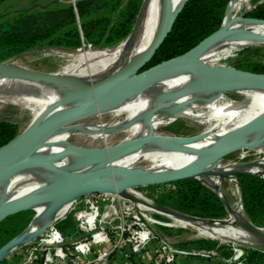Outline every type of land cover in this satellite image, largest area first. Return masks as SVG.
I'll use <instances>...</instances> for the list:
<instances>
[{
  "label": "water",
  "instance_id": "water-1",
  "mask_svg": "<svg viewBox=\"0 0 264 264\" xmlns=\"http://www.w3.org/2000/svg\"><path fill=\"white\" fill-rule=\"evenodd\" d=\"M145 1L140 7L139 15L132 28L128 42L134 33ZM185 0L180 9L176 10L173 0H161V18L157 35L149 45L147 51L139 57L134 58L119 73L108 80L94 84H84L74 78L68 80L61 79L50 72H39L25 67H9L5 62H0V67L19 77H31L50 83H64L72 85L69 100H86L62 110L53 116L42 115L33 120L28 127L19 133L7 144L0 147V182L9 180L19 171H25L37 175L45 181L46 185L31 191L16 199H0V223L10 215L29 211L36 205L46 204L45 216L48 223L33 234L37 238L53 220L57 213L64 206L71 204L77 198L91 193H119L129 200H135L133 195L127 193L128 189L160 184H170L186 179H196L211 191H215L221 198L223 205L230 217H237V224L243 229L252 233L258 239L259 245L264 250V231L262 227L253 225L249 218L244 215L239 216V212L234 210L231 203L222 190L221 186L212 182L210 175L215 171L205 169L213 162H220L224 157L233 152L250 148L253 145L252 136L264 131V113L256 116L253 120L234 128L217 143L203 149L190 148V143L195 137H159L154 134L132 138L131 140L117 143L109 148H93L72 145L69 149L56 154L44 157L34 155L35 150L46 142L54 133L63 126L69 125L83 116L96 113L98 110L108 107L110 104L120 102L135 95L150 86L156 80L181 73L194 72L201 77L204 84L209 87L231 88V87H260L264 88V74L244 71L235 67L206 66L201 60L202 54L215 43L230 41H259L264 43V35L256 34L252 30L233 27L235 23L244 21L247 24L264 25V20L247 16V13L239 15L234 21L226 24L229 14H227L220 26V29L203 39L189 52L169 58L159 64L143 69L152 59L158 48L172 31V27L178 14L183 10ZM233 1V0H232ZM230 4V3H229ZM228 4V5H229ZM164 146L168 150L185 151L198 154L199 158L189 167L183 170H172V172H147L139 168H123L112 166L111 163L123 156L131 154L132 151L140 148L151 150L153 146ZM78 156L81 159L73 169H62L54 164L57 160L70 156ZM256 165H261V161H246L239 163L234 171L227 172L224 177L233 176H259L264 179V175L250 173L247 169ZM264 168V166L262 167ZM202 177L203 179L199 178ZM238 189L240 190L238 181ZM241 191V190H240ZM242 195V191H241ZM155 209L164 215L176 217L186 221H203L214 225L216 222L227 223L228 218L204 219L199 216H191L175 209L154 202ZM243 207V203H242ZM35 217L28 227L20 234L14 236L9 242L0 247V264L11 255L13 251L22 247L27 242V232Z\"/></svg>",
  "mask_w": 264,
  "mask_h": 264
},
{
  "label": "bare ground",
  "instance_id": "bare-ground-1",
  "mask_svg": "<svg viewBox=\"0 0 264 264\" xmlns=\"http://www.w3.org/2000/svg\"><path fill=\"white\" fill-rule=\"evenodd\" d=\"M250 1L251 0H236L233 6H231L233 8L229 11L226 24H229L230 21H234L243 8L249 10ZM184 2L185 0H173L176 10L180 9ZM144 7L140 19L134 28L135 31L133 36L128 42L125 41L114 49L108 50V52L95 54L94 58H89L88 61L84 62L81 61L84 58L85 52H81L78 57L76 56L77 59L73 61V63H76L75 65L73 64L74 66L70 67V65H68L64 71L54 75L65 80L74 78L86 85L94 84L108 80L110 77L119 73L120 70L128 65L134 58L142 56L157 35L162 12L161 0H146ZM233 27L248 31L252 30L256 34L264 35V25H249L244 21H239L235 23ZM260 43L262 42L253 40L215 43L202 54L201 60L203 64L206 65L211 57L224 52L230 47L250 46L251 44ZM90 54L94 55L92 53ZM8 61L9 60H6L5 65L9 67H21L19 61L12 64H9ZM233 90L251 97H256L260 99V101L242 102L231 100L226 93ZM71 91L72 85L70 84L50 83L31 77H19L9 74L0 67V95L12 96L17 102L26 104L35 118L41 117L44 114L50 117L58 114V112L62 110L68 109V107L72 105L86 101L69 100ZM109 112L115 114V117L113 116L115 119L108 125L98 123L95 125L89 124L77 127L67 125L65 126L66 129L59 128L54 135L35 150L34 155L37 157L56 155L69 149V147L73 145L68 143L69 138L78 132H91L101 137H107L116 133H129V136L121 142L141 136H149L151 134L159 136L157 131L158 127L170 125L171 122H174L176 119L192 120L200 126H203V132L196 136H192L195 137V139L187 143V146L197 149L210 147L234 128L264 113V88L209 87L202 82L198 74L194 72L181 73L156 80L141 92L120 102L110 104L108 107H104L93 114L100 116ZM89 115L83 116L80 119L89 117ZM124 115H126V117L120 121L119 118ZM252 140L254 142L250 148L264 153V131L255 133L252 136ZM198 158V154L173 149L168 150L165 149L163 145H155L151 150L140 148L132 151L131 154L113 161L111 165L130 169L139 168L147 172L167 173L172 172V170H183L192 165ZM80 159V157L72 155L57 160L54 164L62 169L70 170L75 167ZM144 162L148 165L141 166ZM238 165L239 163L236 162L223 163L220 161L209 164L205 169L216 172L209 176L212 182L221 185V181L216 178V176H218L219 178L228 180V183L233 185L235 199L231 201V206L234 210L239 211V216H241L245 212L243 211L241 193L237 186V180L233 176L224 177V174L234 171L233 169H236ZM263 166L264 160H261V165H256L247 170L253 174L264 175ZM199 178L203 179L202 177ZM44 185H46L45 181L37 175L31 174L30 172L19 171L9 180L0 182V199L6 197L7 199L13 200L29 194L31 191ZM132 189H128L127 191L132 193ZM133 201L136 202L137 198ZM138 203H140L145 210L157 212L154 207V202L152 203L145 198H140ZM37 206H41L40 214L29 228L26 235L27 242L24 245L34 241L36 238L32 237L33 234L48 223L45 216L47 205L39 204L35 207ZM70 208L71 205L68 204L55 213L53 220L49 222V226H51L53 221L60 218L59 216H65ZM171 218L175 223L188 227L193 231L195 230L202 236L213 239L227 238L233 241L243 239L248 243L257 245L263 250L258 243L257 237L237 224L236 216L230 217L229 215L227 223L221 224V222H216L214 225L197 220L186 221L177 219L176 217Z\"/></svg>",
  "mask_w": 264,
  "mask_h": 264
},
{
  "label": "trees",
  "instance_id": "trees-1",
  "mask_svg": "<svg viewBox=\"0 0 264 264\" xmlns=\"http://www.w3.org/2000/svg\"><path fill=\"white\" fill-rule=\"evenodd\" d=\"M4 1L0 0V5ZM229 1L188 0L178 14L172 31L143 69L189 52L220 29ZM252 1L256 7L247 16L264 20V0ZM234 2L235 0L230 3V9ZM142 3L143 0H79L74 9L72 4L59 6L53 1L44 7L36 6L0 16V62H6L26 50L46 45L74 50L80 49L84 43L92 47H106L107 50L113 48L126 41L131 34ZM79 26L82 32L79 31ZM244 50L250 55L242 59L238 69L264 74L262 58H253L261 54V50L264 51V46ZM19 133L21 132L17 123L8 119L0 120V147ZM237 181L242 191L243 211L253 225L264 228V179L259 176L239 175ZM174 184L178 189L160 195L157 198L158 203L204 219L229 217L218 194L198 180L186 179ZM222 190L231 203L229 194L223 188ZM32 214L31 209L18 212L0 223V247L28 227L33 218ZM58 227L65 235L72 234L75 229L72 216L59 223ZM180 246L191 250L216 249L225 258L233 255L229 248L221 247L213 240L198 239ZM246 252L247 264H264V250L247 249ZM114 257L115 255L110 264H113Z\"/></svg>",
  "mask_w": 264,
  "mask_h": 264
},
{
  "label": "rangeland",
  "instance_id": "rangeland-1",
  "mask_svg": "<svg viewBox=\"0 0 264 264\" xmlns=\"http://www.w3.org/2000/svg\"><path fill=\"white\" fill-rule=\"evenodd\" d=\"M53 1L54 3H57L59 6H66V4H71L73 2L76 3L79 0H63V1L62 0H5L4 3L0 5V16L4 17L7 14L15 13L16 11L25 10L29 8H35L36 6L44 7L47 3L53 2ZM250 4L251 6L254 5L253 1ZM232 8L230 9V11L232 10ZM249 10L247 11L246 8H243L240 11V13H238V16L243 13H249L251 11ZM79 31H81L80 26H79ZM120 44H118L117 46H119ZM254 46L255 47L264 46V43L251 44L250 46H236L234 48L230 47L224 52L211 57L210 60L206 63V66H209V67L210 66H216V67L223 66V67L238 68L240 63L243 61L242 59L247 58L250 55L244 49L251 48ZM115 47L110 48L108 50L114 49ZM108 50L106 49V47H92L85 43L80 49L78 48L77 50L70 49V48L63 49V48L51 47V46L46 45V46H41L38 48L26 50V52H24L23 54L10 58L11 60L8 59L9 60L8 63L12 64L16 61H19L21 67L29 68V69L39 71V72H45V73L50 72L53 74H57L61 71H64L68 65H70V67L74 66L76 63H73V61L77 59L78 55L81 52H85L84 58L81 61V62H84V61H88L89 58H94L95 54L97 55V54H101L104 52H108ZM90 53L94 55H91ZM253 58H262L261 60L264 63V51L261 50V54H258L257 57H253ZM226 94L231 100H235V101H242V102H259L260 101V99L256 97H253V96L251 97L244 93L234 91V90L231 92H227ZM113 116L115 117V114L113 112L112 113L109 112V113H106L100 116H98L97 114H93V115H89V117L72 122L69 125L73 127L84 126V125H89V124L95 125L98 123L108 125L110 124V122H112V120L115 119ZM125 117L126 115L119 118V120L122 121ZM2 119H5V120L8 119L10 121L17 123L19 126V131L22 132L28 127V125L33 120L37 118L34 117V114H32V111L27 108L26 104L17 102L16 99L12 96L0 95V120ZM202 128L203 126H200L199 124H197L196 122L192 120L189 121L186 119H176L174 122H171L170 125H162L158 127L157 131H158L159 137L192 138V136H196L202 133L203 132ZM60 129H66V128L65 126H63V127H60ZM80 133L78 132L72 135L69 138L68 143H71L75 146L88 147V148L90 147L109 148L112 145L120 143L121 141H123L125 138L129 136V133H116V134H111L110 136H107V137H101L98 135L96 136L95 134L91 132L90 133L82 132L81 134ZM256 159L259 161L264 160V153L256 149L247 148V149L233 152V154H230L229 156L221 159V162L241 163V162H246V161H254ZM147 165L148 164L145 162L141 164V166H147ZM216 178H218L221 181L222 183L220 185L221 188H223L229 194L231 199L234 200L235 194L233 192L235 190H234L233 185L228 183V180L226 179L219 178L218 176H216ZM173 183L144 186V187H135L134 189H132V193H130L129 191H127V193H129L130 195L133 194L137 198L136 202H138L140 198H145L146 200L153 203V202H157V198L160 195L166 193L165 191H167L169 187H173L174 185ZM40 208L41 206L39 208L38 207L33 208L32 216L33 217L35 216V218L32 224L35 222L38 215L40 214ZM154 216L164 221V223L167 224L168 228L167 227L162 228L156 224H153L151 226L152 234L154 233L157 236V239H155L154 243H152L149 246V250H147L145 253L150 254L152 259H153V254L150 253L152 252L151 248L153 244H155V242L159 241V238L162 234L167 238V240H169L173 244L175 243V244L182 245L184 243L186 244L189 242H193L194 240L206 239V240L216 241L218 242L219 246L227 247L232 252L234 248L240 249L241 251H246L247 249H251V250L261 249L257 245L248 243L246 240H243V239L233 241L227 238L226 239H216V238L213 239L210 237L202 236L200 235V233H198L195 230L193 231L192 229L188 227H184L183 225L175 223V221L170 216H167V215H154ZM227 218L228 217H226V219ZM41 239H42L41 237H37L34 241H32L31 244L29 243L30 245L26 244L16 249L1 264L20 263L23 255H25L29 251L31 245L39 244L41 242ZM234 253L235 252H233V254ZM121 260L122 259L119 256H115L112 262L113 264H116V263L118 264V262H120ZM131 261L133 263L139 262L137 259H135L134 256L131 258Z\"/></svg>",
  "mask_w": 264,
  "mask_h": 264
},
{
  "label": "built area",
  "instance_id": "built-area-1",
  "mask_svg": "<svg viewBox=\"0 0 264 264\" xmlns=\"http://www.w3.org/2000/svg\"><path fill=\"white\" fill-rule=\"evenodd\" d=\"M231 2L232 0L229 1ZM71 4L75 9L76 3ZM249 6L250 10L256 7L251 4ZM177 189L178 186L174 184L165 192ZM70 205L71 208L65 216H59L60 218L55 219L38 236L42 238L41 242L31 245L20 263L14 264H110L113 255L122 259L118 264H130L133 255L144 254L157 239L152 234L151 226L156 224L162 228L167 227L164 221L154 216L164 214L157 210H145L140 203L119 193H91L77 198ZM71 216L75 229L72 234L65 235L58 224ZM151 251L156 264H173L178 257L195 254L204 258L220 256L216 249L183 248L179 244L171 243L163 234L153 244ZM233 252L235 253L229 258L221 256L224 264H247L246 251L234 248Z\"/></svg>",
  "mask_w": 264,
  "mask_h": 264
},
{
  "label": "crops",
  "instance_id": "crops-1",
  "mask_svg": "<svg viewBox=\"0 0 264 264\" xmlns=\"http://www.w3.org/2000/svg\"><path fill=\"white\" fill-rule=\"evenodd\" d=\"M133 256L135 257V259L139 261L138 264H156L154 263L150 254L144 253L140 256H137V255H133ZM135 263L136 262L133 263L132 261H130V264H135ZM173 264H224V262L222 260L221 254L220 256H215L211 258H204V257H201L200 255L195 254V255L186 256V257H178L175 263Z\"/></svg>",
  "mask_w": 264,
  "mask_h": 264
}]
</instances>
